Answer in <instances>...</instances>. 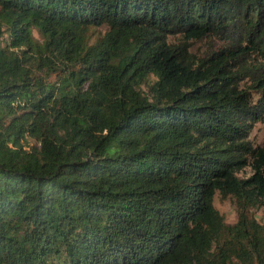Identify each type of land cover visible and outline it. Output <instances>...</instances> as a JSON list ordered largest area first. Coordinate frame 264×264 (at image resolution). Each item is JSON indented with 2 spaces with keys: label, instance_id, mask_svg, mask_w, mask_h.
<instances>
[{
  "label": "trees",
  "instance_id": "obj_1",
  "mask_svg": "<svg viewBox=\"0 0 264 264\" xmlns=\"http://www.w3.org/2000/svg\"><path fill=\"white\" fill-rule=\"evenodd\" d=\"M257 122L264 0H0V264H264Z\"/></svg>",
  "mask_w": 264,
  "mask_h": 264
},
{
  "label": "rangeland",
  "instance_id": "obj_2",
  "mask_svg": "<svg viewBox=\"0 0 264 264\" xmlns=\"http://www.w3.org/2000/svg\"><path fill=\"white\" fill-rule=\"evenodd\" d=\"M34 37L37 39L39 35L36 31H34ZM179 35L170 36V42H178L180 40ZM209 46V43L205 40L196 41L192 43L191 51L198 55L203 54L206 48ZM249 139L252 144L259 145L264 139V122H257L253 129L249 134ZM251 174V169L249 167H245L242 171L238 172V176L245 178ZM214 206L216 209L223 215L226 223H234L236 221V209L233 203V200L228 197L227 199L221 198L219 193L215 194L214 197ZM254 216L258 221L264 223V219L262 218L263 212L260 208L253 209Z\"/></svg>",
  "mask_w": 264,
  "mask_h": 264
}]
</instances>
